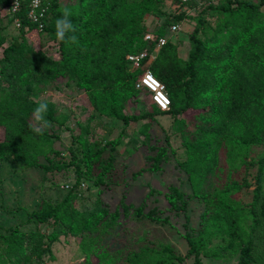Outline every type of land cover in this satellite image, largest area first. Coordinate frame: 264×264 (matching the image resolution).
I'll return each mask as SVG.
<instances>
[{"label": "trees", "instance_id": "obj_1", "mask_svg": "<svg viewBox=\"0 0 264 264\" xmlns=\"http://www.w3.org/2000/svg\"><path fill=\"white\" fill-rule=\"evenodd\" d=\"M19 1L12 14L10 0H0V128L4 133L0 140V163L6 157H11L23 168H39L45 173L62 171L73 164L75 153L70 152L68 164L63 162L61 153L51 146L54 133L49 134L43 128L37 129L32 121L36 118L38 124L57 129L64 124V120L56 115L52 103L34 100L31 95L40 91L37 85L47 84L52 74L51 70L37 74L39 71L48 66L56 70L65 67L74 71V67L54 63L42 51L35 49L27 36L48 34L52 40H56V20L61 18L63 11L58 9L60 0H46L40 8L46 11L45 18L41 19L43 28L40 29L37 23L28 18L31 9L29 1ZM214 1L220 4L216 6ZM248 1L175 0L179 5L191 9L203 7L192 18L184 11L170 13L163 10L165 0H87L84 1L83 9L80 6L68 9L75 31L68 32L65 40H58L61 60L66 64L67 58L76 61L79 57L80 53H72L71 36L74 35L76 41H84L85 84L88 86L85 91H88L91 107L96 113L123 122V129L118 136L103 146L97 140L89 143L84 139L82 153L85 159L99 162L106 148H109L110 153L115 152L116 146L121 144V138L127 137L126 127L131 121L150 122L157 116L169 115L174 117L176 127L182 128L186 122H190L195 128L191 133L193 145L187 147L193 164L190 168L186 167V172L192 198L203 205L202 222L197 229H189L185 193L176 187L169 188V202L175 218L180 215L184 218L183 235L188 246L186 254L177 255L172 247L143 236L133 241L135 249L130 250L131 247L124 255L120 251L108 253L105 264H174L188 258H192L194 264H204V258L227 262L237 259L236 264H255L257 253L258 257L264 255V248L258 251L256 242L260 218L264 222V189L261 186L264 182V149L257 158V185L253 191V205L249 209L234 197L241 189L236 180L221 185L212 180V190L203 191L208 174H212L217 167L221 151L224 150L228 155L232 163L230 169H238L247 162L246 150L249 146L264 147V30L257 32L254 29L255 18L258 19L255 17L257 9L264 6V0L256 3ZM207 12L222 14L216 32L227 30L226 38L233 43L231 48L226 49L224 46L216 51L217 48L213 47L217 43L216 35L207 31L209 24L204 18ZM150 16L162 18L154 34L164 38L170 34L172 25H178L186 19L195 21L187 36L190 45L187 59L180 58L177 44L166 38V43L157 49L156 57L147 69L130 71L132 63L126 58L129 54L136 55L147 49L148 54L140 60V64L145 65L149 55L156 49V43L149 45L144 40L147 33L145 20ZM14 18L19 20V27H15ZM82 21L84 28L79 24ZM10 27L18 32L17 36L2 35ZM146 70L164 86L170 99L168 110L157 108L147 90L135 87ZM121 92L119 97L117 93ZM125 93L130 94L131 99L144 94L151 111L131 116L124 114L116 101L125 98ZM111 94L115 98L110 97ZM181 115L184 116L182 119L177 118ZM149 126L150 123H145L138 128L145 138L149 137ZM211 134L214 135V141L212 146H208ZM164 154L165 147L159 148L157 156L149 158L153 161L151 169H157L158 160ZM49 155L58 160L51 164L38 161L41 156L48 158ZM113 161L111 156L107 165L101 167V173L110 169ZM237 161H240L239 165H236ZM143 171L139 170L135 175ZM75 172L77 180L74 188L71 187L63 201L56 205L43 202L38 211L28 215V221L34 219L46 224L53 219L54 224L66 229L80 225L82 234L89 223L90 229L86 237H82L81 243L82 250L87 252L96 243L102 242L94 221L99 214L108 212L105 208L108 204L97 200L94 212L78 211L74 199L78 195L77 188L83 174L77 168ZM100 178L99 173L94 185L104 186L102 193L111 195L110 184L107 186L106 181ZM132 206L124 201L115 204L106 229L120 226L118 220L129 215L171 226L168 217H161L162 212L155 210L144 213L145 207L140 206L134 209L135 213L130 214ZM114 222L117 224L112 226ZM51 238L40 231L25 234L18 231L17 227L5 229L0 233V264H37L49 250ZM217 239H220L217 245L210 247Z\"/></svg>", "mask_w": 264, "mask_h": 264}, {"label": "rangeland", "instance_id": "obj_2", "mask_svg": "<svg viewBox=\"0 0 264 264\" xmlns=\"http://www.w3.org/2000/svg\"><path fill=\"white\" fill-rule=\"evenodd\" d=\"M84 1L87 0H60L58 9L64 11L72 6H80L83 9ZM258 1L249 0L248 2L256 3ZM213 4L217 6L220 2L214 1ZM202 8L191 9L188 6L179 5L175 0H165L162 4V9L167 12L179 13L184 11L191 18L196 16ZM257 13L255 17H258V19L255 18L254 29L259 32L264 30V6L258 8ZM204 18L209 24L207 31L216 35L217 43L213 45L214 48H217L216 51H220L224 46H226V49L231 48L233 43L226 38L227 30L220 33L216 32L217 25L223 18L222 14L207 12ZM161 23L162 18L148 17L145 20L147 32L154 34ZM79 24L80 27L84 28V21ZM178 25L180 29L167 35L166 38L177 44L180 58L187 59L190 50L187 36L192 31L195 21L186 19ZM2 35L17 36L18 32L10 27V29L7 28L3 31ZM27 39L35 49L42 51L54 63L74 67V71L65 69V67L62 70H56L52 66L39 71L37 74H43L45 70H51L52 74L48 77L47 84L37 85V88L41 90L33 93L31 98L40 102L52 103L55 106L56 115L64 120V124L57 129L50 125L38 124L36 118L32 121V125L37 129L47 130L49 134L54 133L51 146L53 150L61 153L63 162L69 163L71 151L75 153L76 157L72 158L74 160L73 164L68 165L66 169L48 173L39 168H23L14 162L11 157H6L0 163V233H3L7 228L17 227L18 231L25 234L40 231L50 235L52 238L49 242V250L37 264H97L101 258L103 260L100 261V264H105L108 253L120 251L124 255L131 247L130 250L135 249L132 244L133 241L136 242V239L140 240L143 236L150 237L156 243L170 246L177 255L184 256L188 249L183 235L184 218L182 215L175 218V213L169 202V188L176 187L185 193L187 212L190 218L188 226L191 230L197 229L202 222L203 205L199 200L192 198L186 172V167L190 168L193 164L187 147L193 145L191 133L195 131V128L190 122H186V125L182 128L176 127L174 117L169 115L157 116L150 122L148 120H140L137 123L131 121L126 127L127 137L121 138V144L116 146L115 152L110 153L109 148H106L101 154L99 162L94 160L89 162L82 153L84 139H87L89 143L97 140L103 146L108 140L118 136L123 129V122L96 113L91 107L87 97L88 91H85L88 86L85 84L84 41L71 43L72 53L78 52L80 54L76 61L67 58L65 64L61 60L58 39L52 40L48 34L34 37L27 36ZM157 49L156 47L149 55L145 65L140 64L138 68L131 65L130 71L147 69L156 57ZM121 94L122 92L117 93L119 97H121ZM125 95L126 97L121 101L119 99L116 101L122 107L124 114L131 116L138 115L143 111H151L147 104L149 101L146 100L147 97L144 94H140L136 99H131L130 94L125 93ZM110 97L115 98L113 94ZM183 117L181 115L177 118L182 119ZM145 123H150L149 137L147 138L138 132V128ZM210 126L212 127V125ZM3 136L4 133L0 128V140L3 139ZM213 141L214 135L211 134L207 145L212 146ZM152 147L154 149L151 150ZM164 147L165 154L158 160L157 169H151L153 161L149 158L156 157L159 148ZM263 149L264 147L260 145L249 146L246 150L247 162L241 164L238 169H230L232 163L225 151H221L217 159V167L212 174H208L203 184V191L209 192L212 190V180L217 181L216 183L219 185L236 180L239 182L241 189L234 197L242 203L243 207L249 209L253 205V191L257 185V158ZM111 156L114 158L111 168L101 173V167L107 165L106 163L109 162ZM57 160L58 158L49 155L48 158L41 156L38 161L43 164H51ZM239 164L240 161H237L236 165ZM75 168L83 174L79 180L80 186L77 188L78 195L74 199L76 209L78 211L94 212L97 208V200L104 205L108 204L105 205L108 212L105 215L103 213L99 214L96 220H93L98 228V237L102 236V242L96 243L95 247L87 252L82 250L81 243L82 237H86L90 229L89 223L86 231L82 234L79 231L80 225L66 229L54 224L53 219H50L46 224H40L34 219L28 221V215L38 211L43 202L56 205L63 201L70 193L71 187L73 189L76 183ZM139 170L144 171L140 175H135ZM99 173L101 181H106L107 186L110 184L111 195L102 193L105 190L103 189L104 186L94 185ZM261 186L264 189V182ZM121 201L133 205L130 214L135 213L136 210L134 209L140 206L145 207L144 213L155 210L162 212L161 217H168L171 226L151 223L146 218L139 220L133 215H129L121 221L118 220V223H121L120 226H114L115 229L112 227L106 229L110 224L108 221H110V214L114 210V205ZM256 207L259 208V202L256 203ZM144 213L143 215H145ZM115 224L117 222H114L112 226ZM207 229L209 230V228ZM219 241L220 239L215 240L210 247H214ZM256 242L258 243L257 250L262 251L264 248V222L261 218L256 231ZM128 246L129 248H126ZM255 259V264H264L263 254L258 257L257 253ZM236 260L227 262L225 260L204 258L203 263L236 264ZM112 264L119 263L112 262ZM174 264H194V262L192 258H188L181 263Z\"/></svg>", "mask_w": 264, "mask_h": 264}, {"label": "built area", "instance_id": "obj_3", "mask_svg": "<svg viewBox=\"0 0 264 264\" xmlns=\"http://www.w3.org/2000/svg\"><path fill=\"white\" fill-rule=\"evenodd\" d=\"M30 3L31 9L28 12V18L33 22L37 23L39 28L42 29L41 19L45 18L46 11L40 10L41 5L46 3V0H28ZM187 1V0H182ZM234 1V0H233ZM19 0H10V5L12 6V14L16 11ZM15 27H19V20L14 18ZM179 25H172L170 27V33H175L179 30ZM144 40L147 44L156 43V47L160 48L166 43V38L157 37L153 33L147 32L145 34ZM148 54V50H144L143 52L136 55H128L126 58L132 63L135 68L140 66V60L144 58ZM136 88H142L147 90L151 95V100L155 104L157 108L160 110H168L170 106V99L167 96L164 86L153 76V74L146 70L139 80L137 81Z\"/></svg>", "mask_w": 264, "mask_h": 264}, {"label": "clouds", "instance_id": "obj_4", "mask_svg": "<svg viewBox=\"0 0 264 264\" xmlns=\"http://www.w3.org/2000/svg\"><path fill=\"white\" fill-rule=\"evenodd\" d=\"M182 1V0H179ZM188 1V0H187ZM182 2H186V1H182ZM70 12L65 9L63 11V14L61 16V18H58L56 20V36L58 40H65V36L68 32H74L75 31V27L74 25L71 23L70 19ZM71 42H75L76 41V37L73 35L70 37ZM42 108H46V106H41ZM39 111V109H38Z\"/></svg>", "mask_w": 264, "mask_h": 264}, {"label": "crops", "instance_id": "obj_5", "mask_svg": "<svg viewBox=\"0 0 264 264\" xmlns=\"http://www.w3.org/2000/svg\"><path fill=\"white\" fill-rule=\"evenodd\" d=\"M171 34V33H170Z\"/></svg>", "mask_w": 264, "mask_h": 264}]
</instances>
